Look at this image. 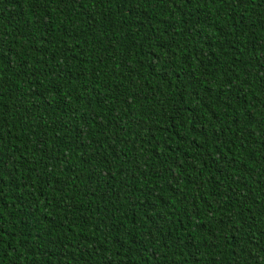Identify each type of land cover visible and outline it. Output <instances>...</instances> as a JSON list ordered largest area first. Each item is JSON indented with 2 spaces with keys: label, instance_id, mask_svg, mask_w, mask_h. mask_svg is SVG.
<instances>
[{
  "label": "trees",
  "instance_id": "obj_1",
  "mask_svg": "<svg viewBox=\"0 0 264 264\" xmlns=\"http://www.w3.org/2000/svg\"><path fill=\"white\" fill-rule=\"evenodd\" d=\"M0 264H264V0H0Z\"/></svg>",
  "mask_w": 264,
  "mask_h": 264
}]
</instances>
